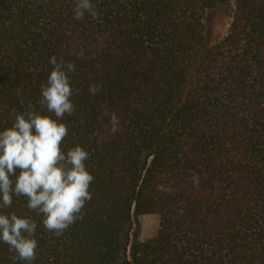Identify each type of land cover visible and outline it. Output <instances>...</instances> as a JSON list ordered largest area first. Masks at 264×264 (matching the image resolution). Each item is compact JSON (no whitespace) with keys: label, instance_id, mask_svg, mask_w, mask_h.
Here are the masks:
<instances>
[{"label":"trees","instance_id":"obj_1","mask_svg":"<svg viewBox=\"0 0 264 264\" xmlns=\"http://www.w3.org/2000/svg\"><path fill=\"white\" fill-rule=\"evenodd\" d=\"M229 1L209 46L203 15ZM74 2L0 0V129L29 105L48 114L49 58L73 62L61 144L94 176L60 236L25 197L4 210L37 223L31 264H264V0H93L81 20ZM140 214L160 217L142 242ZM15 255L0 243V264H28Z\"/></svg>","mask_w":264,"mask_h":264},{"label":"clouds","instance_id":"obj_2","mask_svg":"<svg viewBox=\"0 0 264 264\" xmlns=\"http://www.w3.org/2000/svg\"><path fill=\"white\" fill-rule=\"evenodd\" d=\"M73 14L76 20L86 14L93 19L99 15L93 0H75ZM49 64L52 67L40 85L39 100L48 114L29 105L28 110L16 112L11 126L0 129V243L14 250V262L28 264L36 257L37 223L4 211L13 204V198L25 197L26 207L40 216L43 227L60 236L82 218V209L92 199L89 189L94 180L86 165L89 152L79 144L66 150L61 144L68 135L62 118L71 116L75 108L69 78L75 64L62 58L58 61L55 55ZM100 87L93 83L88 91L95 95ZM111 123L116 131L115 114Z\"/></svg>","mask_w":264,"mask_h":264},{"label":"rangeland","instance_id":"obj_3","mask_svg":"<svg viewBox=\"0 0 264 264\" xmlns=\"http://www.w3.org/2000/svg\"><path fill=\"white\" fill-rule=\"evenodd\" d=\"M232 12V2L217 5L207 10L203 15L204 37L207 45L211 46L227 31ZM158 214H140L134 217L133 230L138 241H145L156 236L159 229Z\"/></svg>","mask_w":264,"mask_h":264}]
</instances>
